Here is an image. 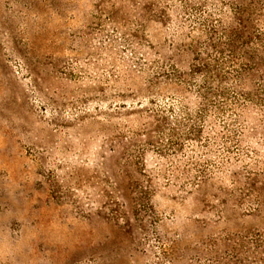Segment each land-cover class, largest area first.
Returning a JSON list of instances; mask_svg holds the SVG:
<instances>
[{
	"label": "rangeland",
	"instance_id": "rangeland-1",
	"mask_svg": "<svg viewBox=\"0 0 264 264\" xmlns=\"http://www.w3.org/2000/svg\"><path fill=\"white\" fill-rule=\"evenodd\" d=\"M0 264H264V0H0Z\"/></svg>",
	"mask_w": 264,
	"mask_h": 264
}]
</instances>
